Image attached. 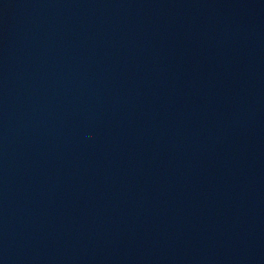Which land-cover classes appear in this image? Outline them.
<instances>
[{"label": "water", "instance_id": "obj_1", "mask_svg": "<svg viewBox=\"0 0 264 264\" xmlns=\"http://www.w3.org/2000/svg\"><path fill=\"white\" fill-rule=\"evenodd\" d=\"M0 264H264V0H0Z\"/></svg>", "mask_w": 264, "mask_h": 264}]
</instances>
